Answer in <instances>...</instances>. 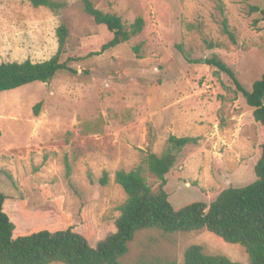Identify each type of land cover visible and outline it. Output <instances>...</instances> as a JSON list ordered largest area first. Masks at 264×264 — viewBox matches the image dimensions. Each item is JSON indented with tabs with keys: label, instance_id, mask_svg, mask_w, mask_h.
I'll list each match as a JSON object with an SVG mask.
<instances>
[{
	"label": "rangeland",
	"instance_id": "obj_1",
	"mask_svg": "<svg viewBox=\"0 0 264 264\" xmlns=\"http://www.w3.org/2000/svg\"><path fill=\"white\" fill-rule=\"evenodd\" d=\"M66 1L55 13L27 0H0V64L49 60L58 51L61 24L69 28V55L82 58L70 65L77 73L0 93V193L14 237L73 227L96 247L116 232L127 198L116 172L142 165L157 189L143 161L148 150L161 155L171 135L199 138L167 176L174 207L211 203L224 189L256 180L264 126L232 79L207 60L216 56L252 88L264 73V23L254 9L264 0H93L127 27L145 20L140 34L100 54L113 34L95 23L81 0ZM224 19L235 42L223 30ZM104 172L110 181L102 186ZM192 244L250 264L244 247L206 230L171 238L143 232L121 264L167 257L169 250L183 259Z\"/></svg>",
	"mask_w": 264,
	"mask_h": 264
},
{
	"label": "trees",
	"instance_id": "obj_2",
	"mask_svg": "<svg viewBox=\"0 0 264 264\" xmlns=\"http://www.w3.org/2000/svg\"><path fill=\"white\" fill-rule=\"evenodd\" d=\"M35 8L46 7L58 13L68 7L66 0H27ZM222 2V0H218ZM84 11L97 25L104 26L113 34L110 41L102 46L101 52L128 42L140 34L145 20L138 17L130 26L114 13H105L97 8L93 0H81ZM259 11L264 23V7ZM223 30L235 42L228 20L223 21ZM58 51L43 62H4L0 64V93L25 85L41 82L50 83L63 71L77 73L70 66L82 58L68 53L69 28L65 24L56 30ZM182 51L181 47H179ZM233 81L237 90L244 96L247 105L253 109L255 121L264 126V73L246 89L233 69L216 56L207 60ZM42 104L35 107L39 115ZM198 137H178L171 135L165 151L158 155L148 150L144 164L157 178L158 188L153 189L143 175L142 165L131 171L119 170L115 182L126 193V201L120 206L116 232L100 241L96 247L87 238L69 227L60 231L42 230L26 236L14 237L15 225L5 212L7 197L0 193V264H121L129 253L131 244L141 233L156 231L166 236L206 230L224 242L245 248L250 264H264V141L260 145V157L255 165L256 180L244 187L224 189L211 203L196 201L176 208L169 200L166 191L168 174L174 168L179 154L189 144H197ZM66 177L69 188L75 191L72 183V168L65 160ZM110 181L104 172L100 184ZM135 264H242L225 255H212L205 252L202 245L192 244L183 253V259L169 250L167 257L142 258Z\"/></svg>",
	"mask_w": 264,
	"mask_h": 264
}]
</instances>
